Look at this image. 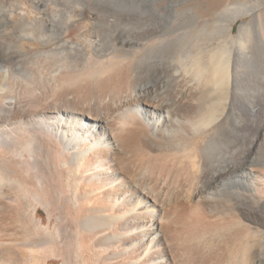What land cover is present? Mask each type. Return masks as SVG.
<instances>
[{
  "label": "bare ground",
  "instance_id": "bare-ground-1",
  "mask_svg": "<svg viewBox=\"0 0 264 264\" xmlns=\"http://www.w3.org/2000/svg\"><path fill=\"white\" fill-rule=\"evenodd\" d=\"M29 1L0 0V264H264V83L247 76L264 0Z\"/></svg>",
  "mask_w": 264,
  "mask_h": 264
},
{
  "label": "rangeland",
  "instance_id": "rangeland-1",
  "mask_svg": "<svg viewBox=\"0 0 264 264\" xmlns=\"http://www.w3.org/2000/svg\"><path fill=\"white\" fill-rule=\"evenodd\" d=\"M170 1L171 0H159L158 2H159V7H160V9L159 10H162V11H164L165 10V8L166 9H168L169 8V6H170ZM244 1H247V2H250L251 4L253 3V5L255 6L256 5V7H257V4H258V0H191L190 2H188V3H184V2H181V3H179L178 5V8L179 9H184L183 7H186L187 8V6H189L190 4H192V6L193 5H195L193 8H194V10L195 11H202V12H208V11H210V9H212L211 7H213V5L214 4H216V6H220V5H223V6H225L226 4H229V3H232V2H238V3H243ZM166 5H165V4ZM169 3V4H168ZM27 4H28V6L30 5V1L29 0H27ZM164 4V5H163ZM189 4V5H188ZM185 8V9H186ZM208 10V11H207ZM262 12H264V6L260 9V7H258L257 9H256V18L255 19H258V18H260L261 16L262 17H264V14L262 13ZM84 16H85V14L84 13H81L80 12V14L78 15V16H76L74 19L75 20H72V21H70L69 23H68V25L66 26V28H65V30H64V37L67 39V40H69V41H72V39H73V36L75 37V36H78L80 33H82L84 30H85V28H81V29H79V30H77L76 32H74L73 34H71L70 33V31L72 30V29H74L75 27H76V25H77V23L78 22H80L81 20H83V18H84ZM257 16H258V18H257ZM250 17H248V19H249ZM77 19V20H76ZM206 19V17H202V20L201 21H204ZM261 19V18H260ZM264 18H262V20H263ZM261 20V21H262ZM264 21V20H263ZM136 24H135V26H137V27H145V26H147V24L148 23H144V22H135ZM144 23V24H143ZM263 23V22H262ZM140 24H142V25H140ZM133 25V24H132ZM234 31L237 33V31H238V24H235V29H234ZM93 34L95 35V33L93 32ZM161 53V54H160ZM159 54L157 53V55H159V56H157L156 55V58L157 59H159V58H161V56H162V54H163V56H162V59H164L165 61L167 60V59H171V58H169L167 55H168V53H165V52H163V51H161ZM165 54V55H164ZM164 57V58H163ZM148 73L149 72H144L143 74H147L148 75ZM260 74V75H259ZM250 75H252V76H250ZM254 75V76H253ZM264 68H263V70L262 71H260L259 73H257V76H259V77H256V73H254V74H248L247 76L249 77V79H255L256 81H258V82H260L261 84L262 83H264L263 82V80H264ZM260 76H263V78L262 77H260ZM1 78H2V73H0V80H1ZM259 78H260V80H259ZM262 79V80H261ZM263 85V88H264V84H262ZM264 147V146H263ZM262 147V148H263ZM261 148V152L263 151L264 152V148L262 149ZM219 151V150H218ZM216 151V152H214L215 153V156H214V153L212 154V156H211V158H213V159H210V161H209V167H207V173H210V174H214V173H217V172H219V171H216L217 169H219L220 168V164H221V158H222V155H221V152L219 151ZM262 152V153H263ZM262 153H260V154H262ZM218 154V155H217ZM220 154V155H219ZM262 156H264V153L262 154ZM219 160V161H218ZM217 161V162H216ZM211 163V164H210ZM219 163V164H218ZM218 164V165H217ZM213 165V166H212ZM214 168H216L215 170H214ZM210 171V172H209ZM213 171H215V172H213ZM38 207H39V209H40V211H39V214H38V219L39 220H43L44 221V223L46 224V225H49L50 224V222H51V220H50V218H49V216H48V213H47V211L45 210V208L43 207V206H41V204H38ZM53 223L52 224H50L51 225V229L53 230L54 228H55V223L57 222V220H56V217L54 216L53 217ZM63 263H65V264H67V262H65V259H63V258H57V257H52V258H50L49 260H48V262L46 263V264H63Z\"/></svg>",
  "mask_w": 264,
  "mask_h": 264
}]
</instances>
